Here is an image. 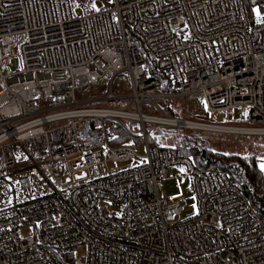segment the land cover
<instances>
[{
	"label": "built area",
	"instance_id": "1",
	"mask_svg": "<svg viewBox=\"0 0 264 264\" xmlns=\"http://www.w3.org/2000/svg\"><path fill=\"white\" fill-rule=\"evenodd\" d=\"M178 99L264 133V0H0V264H264V212L226 173L150 142L192 121L157 103ZM174 167L192 208L159 198Z\"/></svg>",
	"mask_w": 264,
	"mask_h": 264
},
{
	"label": "rangeland",
	"instance_id": "2",
	"mask_svg": "<svg viewBox=\"0 0 264 264\" xmlns=\"http://www.w3.org/2000/svg\"><path fill=\"white\" fill-rule=\"evenodd\" d=\"M247 1V0H246ZM81 9L76 7L74 10L75 15L80 14ZM247 14L250 19H258V13L254 8H251L247 4ZM9 70L14 72L21 68L20 62V50L19 44H16L11 50V56L9 57ZM124 77V76H123ZM120 77H117L113 81V89L116 91V87L121 86L125 89L128 81L127 78H123L119 84ZM108 80L103 79L97 85H94L93 91H97L107 86ZM125 93H129V88H126ZM162 105L161 109L178 118L185 120H192L198 122H210L208 114L205 112L202 104L198 101H191L187 104L182 99L175 101H157ZM125 102L119 104L108 103L106 106H124ZM171 111H168L169 109ZM168 109V110H167ZM235 119L238 120V113L235 114ZM205 124V123H204ZM217 124V123H215ZM230 125L250 126L248 123H223ZM150 129V126H147ZM187 141V142H185ZM152 144H162L168 146H176L181 148L183 145H194L200 149L216 154L223 157H237L245 159V161H254L261 169V164L264 163V136L253 135H237L236 133L223 134L216 132H209L207 130H188L183 127L178 128H157L153 130L150 138ZM184 143V144H183ZM128 146L137 148L139 153H143V142L141 139L130 138L127 141ZM103 170V169H101ZM264 174V170H262ZM94 173V171H92ZM183 181V183H181ZM182 195L185 201V209H189L195 206V197L190 182L189 175L178 167L171 168L168 176L162 179V188L159 191V198L164 201H170L172 198ZM194 211L189 210L186 215L192 214Z\"/></svg>",
	"mask_w": 264,
	"mask_h": 264
},
{
	"label": "trees",
	"instance_id": "3",
	"mask_svg": "<svg viewBox=\"0 0 264 264\" xmlns=\"http://www.w3.org/2000/svg\"><path fill=\"white\" fill-rule=\"evenodd\" d=\"M147 60L151 62L150 59ZM150 67L151 73L162 83L163 90L169 91L167 78L162 74H156L151 64ZM168 109L172 112L171 108ZM179 150L202 170L217 168L226 173L242 190L251 206L264 212V174L254 161H245V159L237 157L218 156L200 149L196 144L183 145Z\"/></svg>",
	"mask_w": 264,
	"mask_h": 264
},
{
	"label": "bare ground",
	"instance_id": "4",
	"mask_svg": "<svg viewBox=\"0 0 264 264\" xmlns=\"http://www.w3.org/2000/svg\"><path fill=\"white\" fill-rule=\"evenodd\" d=\"M146 59H150L148 56H146ZM151 60V59H150ZM148 61V60H147ZM152 61V60H151ZM184 102V101H183ZM189 121V120H188ZM166 126H170V127H183L184 129H188V130H207L209 132H216V133H223V134H233L234 132L232 131H226L223 127V124H210V123H201L200 122H194V121H189L188 123H182V122H178L176 124H173L171 122H166ZM237 135H253V136H264V133L262 134H257V132H253V133H248V132H243V133H236Z\"/></svg>",
	"mask_w": 264,
	"mask_h": 264
},
{
	"label": "snow or ice",
	"instance_id": "5",
	"mask_svg": "<svg viewBox=\"0 0 264 264\" xmlns=\"http://www.w3.org/2000/svg\"><path fill=\"white\" fill-rule=\"evenodd\" d=\"M261 169L264 170V163L261 164Z\"/></svg>",
	"mask_w": 264,
	"mask_h": 264
}]
</instances>
